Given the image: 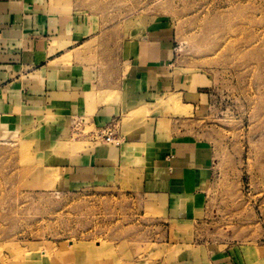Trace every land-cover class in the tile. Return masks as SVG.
<instances>
[{
  "label": "rangeland",
  "instance_id": "374dc122",
  "mask_svg": "<svg viewBox=\"0 0 264 264\" xmlns=\"http://www.w3.org/2000/svg\"><path fill=\"white\" fill-rule=\"evenodd\" d=\"M39 1L90 17L107 38L104 52H117L129 34L172 29L177 61L202 78L208 97L194 110L165 95L160 123L190 127L215 146L205 213L191 229L264 264V0ZM78 123L56 152L98 139L93 126ZM46 152L30 130L0 135V264H77L75 252L86 264H108L110 256L118 264H157V213L144 199L110 185L62 192ZM164 231L167 240V223Z\"/></svg>",
  "mask_w": 264,
  "mask_h": 264
},
{
  "label": "crops",
  "instance_id": "0c3cea01",
  "mask_svg": "<svg viewBox=\"0 0 264 264\" xmlns=\"http://www.w3.org/2000/svg\"><path fill=\"white\" fill-rule=\"evenodd\" d=\"M106 39L78 11L0 0V135L30 130L46 149L48 173L62 192L110 185L138 193L157 213L151 251L157 264H250L239 246L224 247L191 229L205 213L215 146L190 127L180 132L176 122L168 128L160 123L165 95L194 110L208 97L202 78L177 61L172 29L129 34L114 53L101 48ZM137 108L148 113L127 119ZM114 120L119 146L100 138L54 150L78 121L97 133ZM74 257L86 264L78 252ZM105 260L118 264L112 256Z\"/></svg>",
  "mask_w": 264,
  "mask_h": 264
},
{
  "label": "built area",
  "instance_id": "2783aa9c",
  "mask_svg": "<svg viewBox=\"0 0 264 264\" xmlns=\"http://www.w3.org/2000/svg\"><path fill=\"white\" fill-rule=\"evenodd\" d=\"M117 132V122L114 120L104 128H102L100 131H97L96 135L98 136V139L101 138L105 142L119 146L122 142V139L117 135Z\"/></svg>",
  "mask_w": 264,
  "mask_h": 264
},
{
  "label": "bare ground",
  "instance_id": "6f19581e",
  "mask_svg": "<svg viewBox=\"0 0 264 264\" xmlns=\"http://www.w3.org/2000/svg\"><path fill=\"white\" fill-rule=\"evenodd\" d=\"M145 113V110L144 109H142V108H137L136 110H133V111H131L128 115L130 116L128 119H136V118H139V117H141L143 114ZM63 140L65 139V138H62ZM73 244V243H72ZM74 248H75V246H74ZM79 250V249H78ZM68 258V257H67Z\"/></svg>",
  "mask_w": 264,
  "mask_h": 264
}]
</instances>
